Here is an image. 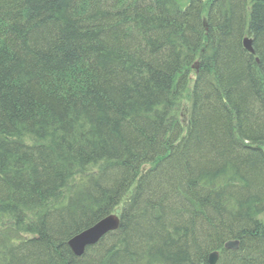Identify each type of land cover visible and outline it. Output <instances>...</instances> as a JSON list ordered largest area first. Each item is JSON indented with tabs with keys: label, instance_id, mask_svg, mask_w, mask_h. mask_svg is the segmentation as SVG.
<instances>
[{
	"label": "trees",
	"instance_id": "1",
	"mask_svg": "<svg viewBox=\"0 0 264 264\" xmlns=\"http://www.w3.org/2000/svg\"><path fill=\"white\" fill-rule=\"evenodd\" d=\"M213 251L264 264V0H0V264Z\"/></svg>",
	"mask_w": 264,
	"mask_h": 264
},
{
	"label": "water",
	"instance_id": "2",
	"mask_svg": "<svg viewBox=\"0 0 264 264\" xmlns=\"http://www.w3.org/2000/svg\"><path fill=\"white\" fill-rule=\"evenodd\" d=\"M243 46L247 51L253 52L251 47V40L244 39ZM118 226V216L115 214H109L101 218L92 226L72 236L67 242L68 246L76 256H79L84 252L87 246L95 244L102 236L110 231L117 229ZM238 244L239 243L237 240H229L225 243L224 247L226 249L236 250L238 248ZM218 255L219 253L217 251L212 252V254L210 255L209 264H215Z\"/></svg>",
	"mask_w": 264,
	"mask_h": 264
},
{
	"label": "bare ground",
	"instance_id": "3",
	"mask_svg": "<svg viewBox=\"0 0 264 264\" xmlns=\"http://www.w3.org/2000/svg\"><path fill=\"white\" fill-rule=\"evenodd\" d=\"M244 39H248V40H251V47H252V50H253V52H250L251 54H254L255 53V51H254V49H253V45H252V38L251 37H249L248 35H245L244 37H243V39H242V44H243V40ZM244 47V46H243ZM245 49V48H244ZM246 50V49H245ZM249 52V51H248ZM256 61L258 62V58L256 57ZM197 68V67H196ZM116 215V214H115ZM226 243V242H225ZM225 245V244H224ZM224 247V246H223ZM225 248V247H224ZM226 249V248H225ZM214 252V251H213ZM212 254V252H209L208 254H207V262H208V264H209V260H210V255ZM217 259H218V257H217ZM217 261V260H216ZM215 261V262H216Z\"/></svg>",
	"mask_w": 264,
	"mask_h": 264
}]
</instances>
